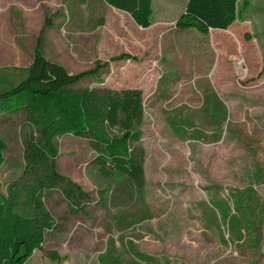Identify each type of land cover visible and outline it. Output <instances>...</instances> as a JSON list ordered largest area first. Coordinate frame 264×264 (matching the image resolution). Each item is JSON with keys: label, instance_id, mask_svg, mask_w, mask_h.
<instances>
[{"label": "rangeland", "instance_id": "1", "mask_svg": "<svg viewBox=\"0 0 264 264\" xmlns=\"http://www.w3.org/2000/svg\"><path fill=\"white\" fill-rule=\"evenodd\" d=\"M156 1L150 52L111 62L85 54L81 22L65 24L72 13L81 20L94 0H0V93L26 77L39 50L69 74L104 64L80 85L139 89L145 106L141 188L103 178L86 139L55 138L57 171L91 201L72 215L60 190L48 192L44 206L56 225L26 264H264V0L240 1L230 27L236 41L219 30H176L167 23L183 13L182 0ZM0 135L5 194L21 177L34 133L23 118L1 115Z\"/></svg>", "mask_w": 264, "mask_h": 264}, {"label": "trees", "instance_id": "2", "mask_svg": "<svg viewBox=\"0 0 264 264\" xmlns=\"http://www.w3.org/2000/svg\"><path fill=\"white\" fill-rule=\"evenodd\" d=\"M102 1L127 13L138 27L151 26L152 0ZM240 1L188 0L175 28L195 30L202 36L209 35L210 30H221L236 41L230 27L243 10V6L239 10ZM227 44L223 40L218 42L228 51L232 47ZM109 60L137 61V58L121 54ZM94 64L92 69L69 74L36 50L26 77L0 93V116H19L34 133L26 146L21 177L8 186L5 194L0 193V264H26L36 251L43 249L46 236L56 225L44 206L48 192L60 190L72 215L84 209L83 201H91L88 192L57 171V136L86 139L95 155L91 163L103 178H126L137 188L145 183V153L140 146L145 111L143 93L139 89L81 86L88 78L95 80L105 68L97 61ZM5 149L0 135V166L4 163ZM215 205L223 218H231L226 206ZM234 222L239 224L238 219ZM237 234V239L242 240L240 232ZM48 256L53 261L59 259L55 254Z\"/></svg>", "mask_w": 264, "mask_h": 264}, {"label": "crops", "instance_id": "3", "mask_svg": "<svg viewBox=\"0 0 264 264\" xmlns=\"http://www.w3.org/2000/svg\"><path fill=\"white\" fill-rule=\"evenodd\" d=\"M187 2L188 0H182L183 13ZM151 8L153 16L155 10L158 11L156 0H152ZM78 13H80V8ZM79 17L82 21L77 20L74 13H72L71 19H68L65 24L70 30L72 23L77 24L76 28H81L79 23H82V34L88 38L86 41L83 40V49L86 51L85 54L89 56L91 52L95 56L96 52L100 60L114 57L122 52L130 54L131 50L138 52H134L132 56H137L139 53L144 55L146 52H150V28L153 26L152 21L151 26L146 29L138 27L127 13L110 7L102 0H94L93 5L85 4ZM176 20H172L167 25L175 24ZM164 21L163 19L156 21L159 29L164 25ZM71 36H75V34L72 33ZM72 42H76V40L73 39ZM169 43L170 41L168 40L164 45L167 46ZM74 54L78 55L76 52Z\"/></svg>", "mask_w": 264, "mask_h": 264}, {"label": "bare ground", "instance_id": "4", "mask_svg": "<svg viewBox=\"0 0 264 264\" xmlns=\"http://www.w3.org/2000/svg\"><path fill=\"white\" fill-rule=\"evenodd\" d=\"M236 61H238V60H236ZM238 62H240V63H238V65L242 63V61H241V60H240V61H238Z\"/></svg>", "mask_w": 264, "mask_h": 264}]
</instances>
